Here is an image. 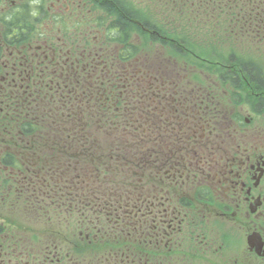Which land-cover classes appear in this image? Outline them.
<instances>
[{
    "label": "flooded vegetation",
    "instance_id": "af4514ba",
    "mask_svg": "<svg viewBox=\"0 0 264 264\" xmlns=\"http://www.w3.org/2000/svg\"><path fill=\"white\" fill-rule=\"evenodd\" d=\"M153 2L0 0V264H264V62L184 81ZM187 2L264 45V0ZM85 133L105 175L62 158Z\"/></svg>",
    "mask_w": 264,
    "mask_h": 264
},
{
    "label": "rangeland",
    "instance_id": "374dc122",
    "mask_svg": "<svg viewBox=\"0 0 264 264\" xmlns=\"http://www.w3.org/2000/svg\"><path fill=\"white\" fill-rule=\"evenodd\" d=\"M178 0H154L151 5L145 4L142 5V14H148L152 20H164V24L155 22L156 26L161 28L166 32L165 35L170 37L172 42H169L166 46V50L169 51V54L172 55L173 62H176L177 65L182 66L183 70L180 72V77L184 78L189 83H194V73H202L204 75L212 74V69L214 68V63L216 61L225 62V66H232L234 63L242 64L243 62H249L253 65H261L264 62V54H263V47L264 45H253L250 46L247 42L243 41L241 38L236 39L233 35V29L228 30L226 27H215V25H224L229 19V14L226 12H218L219 19L215 22L213 18L210 17L205 18L202 17L201 24L198 23L199 17H196L198 13L194 10L192 3H186L187 6L184 7L183 12L179 10L180 6L177 3ZM208 10V9H207ZM154 11V12H153ZM202 15H207L204 10L201 11ZM216 15V13H215ZM225 27V28H224ZM94 28L93 25L90 26V29ZM134 34L137 35L136 38H127L129 44H138L142 46H149L150 41L153 43L155 42L153 39L148 37L149 35L146 34L144 31L140 29L134 28ZM178 33V37L171 35V31ZM95 33V31H94ZM93 36H95L93 34ZM181 39H185L183 42ZM95 40V39H94ZM181 40V41H180ZM180 41V43H179ZM157 46L154 43L153 51H157ZM173 46H179V49L187 48V52L184 56L178 55L177 52L173 51ZM252 48L251 51L246 50V48ZM167 59H163L162 61H166ZM206 60V61H205ZM160 61V60H155ZM178 70L181 71L180 68ZM181 79H179L180 81ZM95 84V83H94ZM98 105L100 101L97 100ZM93 107H89L85 109V114L89 116L91 112H93ZM108 112V109L107 111ZM109 113V112H108ZM114 117L113 115H111ZM101 124V123H100ZM97 125V124H96ZM95 125V126H96ZM77 128H82V125L76 124ZM94 126V128H95ZM102 127L101 129H103ZM101 131V130H100ZM88 134V133H85ZM99 133L90 134L91 138H95ZM79 147V143L85 145L83 140H72L70 141V148L67 150L68 153L62 155V158L66 160H73L71 162L72 167L74 165V160L77 158L75 156H70L71 152H73V148H76V143ZM74 145V146H72ZM77 146V148H78ZM82 162V159H80ZM115 165L114 162H111L109 165L108 172L112 170L113 166ZM73 170V169H72ZM106 170V169H104ZM105 171L102 175L107 173ZM79 187V185L77 186Z\"/></svg>",
    "mask_w": 264,
    "mask_h": 264
},
{
    "label": "trees",
    "instance_id": "16d2710c",
    "mask_svg": "<svg viewBox=\"0 0 264 264\" xmlns=\"http://www.w3.org/2000/svg\"><path fill=\"white\" fill-rule=\"evenodd\" d=\"M125 23L126 22L123 21V24ZM112 27H117L120 30V38L116 42H118L119 44L130 43L127 40V38L130 35V30L128 27L126 26L119 27L118 25H112ZM173 31L170 32L171 35L177 38L179 34ZM181 40L185 42V39H181ZM173 47H174L173 51L177 52L178 55L180 54L181 56H184L185 53L187 52L186 47L183 49H179V46H173ZM94 129L95 128H93L92 132L94 131ZM83 153L85 154V171L89 174L90 177H92L91 174L94 175H99L100 173L102 174L101 171L104 165L109 166L111 162L114 163L116 162L114 146L110 144L109 138H104L103 136L100 137V134H98L95 138H91L90 134L85 135V151ZM85 179L87 178L85 177ZM93 179L99 180L102 179V177H96Z\"/></svg>",
    "mask_w": 264,
    "mask_h": 264
}]
</instances>
